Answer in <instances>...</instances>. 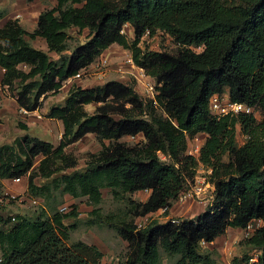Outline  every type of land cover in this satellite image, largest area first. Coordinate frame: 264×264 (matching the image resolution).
<instances>
[{"label":"trees","instance_id":"1","mask_svg":"<svg viewBox=\"0 0 264 264\" xmlns=\"http://www.w3.org/2000/svg\"><path fill=\"white\" fill-rule=\"evenodd\" d=\"M124 23L134 29L132 39L122 31ZM71 27L87 28L90 38L69 54L64 51ZM158 30L171 35L177 47L160 50L139 44L146 32L154 35ZM28 36L44 38L47 49L35 46ZM112 43L130 49L135 63L156 79L155 99L144 100L133 84L115 79L73 85L64 103L47 111L62 121L58 145L30 133L0 145V190L5 178L30 172L28 192L53 210L49 214L43 206L34 215L0 211V264H159V246L178 255L174 264L214 263L210 252L201 251L202 240H213L228 226L245 227L254 218H264V0H58L40 12L33 30L18 18L0 24L1 82L11 87L19 83L18 104L32 109L41 92L60 89ZM49 51L59 56L53 58ZM226 90L230 99L257 108L261 117L251 112L216 118L209 98ZM111 94L112 103L98 105L94 113L85 108ZM118 112L123 117L113 116ZM238 124L246 136L241 144ZM185 130L190 137L206 133L198 158L185 153ZM88 132L96 134L101 148L89 155L84 167L64 171L77 161L65 147ZM138 132L144 141L118 139ZM38 155L42 157L35 164ZM198 159L213 169L219 208L212 211L210 206L195 219L154 221L138 228L136 216L173 203L187 178H193ZM36 175L48 181L38 184ZM105 187L114 196L144 189L150 194L144 201L128 196L123 213H103L99 203ZM56 191L86 196L92 205L87 222L116 229L128 242L126 257L103 261L98 245L82 239L66 245L68 227L76 224H66V213L56 209ZM240 242L259 250L251 264H264V225ZM248 257L245 251L234 263L249 264Z\"/></svg>","mask_w":264,"mask_h":264},{"label":"rangeland","instance_id":"2","mask_svg":"<svg viewBox=\"0 0 264 264\" xmlns=\"http://www.w3.org/2000/svg\"><path fill=\"white\" fill-rule=\"evenodd\" d=\"M58 0H0V24H2L8 18H18L19 21L28 29L33 30L37 26L38 16L44 9L51 8L57 4ZM123 32H125L129 39L134 37V29L129 23H124ZM70 36L68 38L69 48L65 53H71L75 46L85 42L90 38V33L87 28L79 30L76 27L69 29ZM28 39L35 45L41 48L47 49L46 42L41 36L34 38L28 36ZM143 48L148 49H160V50H173L177 47V44L173 40V37L163 30H158L154 35L144 34L139 42ZM197 51L202 49V46H193ZM49 54L53 58L59 56L55 51H49ZM103 56L108 59L107 66L102 68V72L97 70L99 67L91 65L90 71H86L85 67L79 69L81 75L73 77L70 80H64L63 85L56 91L49 90L47 92H41L35 98V107L28 109L18 104V98L20 96L21 86L19 83H15L12 87L9 85H3L0 78V145L4 142H12L17 136H22L25 133L36 135L42 139L52 142L55 146L59 144L62 135L63 125L62 121L58 118L47 116V111L53 104L64 103V99L68 94V91L73 85H80L82 87H89L98 84L106 83L110 80H119L127 84H133L140 97L144 100L151 99V96L147 95L142 87V83L139 81V69L128 60L131 55V50L123 47L118 43H112L103 52ZM101 56L96 57L94 64L99 60ZM26 68L25 65H21ZM89 67H87V70ZM223 93L228 94V91ZM32 92L31 95H33ZM113 95H108L102 101L90 102L85 104V108L89 113H94L97 106L105 103H112ZM126 106H130L129 103ZM254 114L260 118V111L253 107ZM115 118L123 117L122 113H113ZM146 116V115H144ZM26 126L24 127L23 124ZM206 133L200 132L199 138L205 139ZM246 136L241 133L239 124L237 125V142L243 143ZM121 141L134 144L140 141H144V135L142 132L135 134H124L118 138ZM109 143V139L104 140ZM194 140L190 141L191 146H195ZM101 148V142L97 138L94 132H88L82 137L76 139L65 147V151L68 155H72L76 158V164L69 166L64 171H72L76 168H82L86 165V160L92 152H96ZM162 155V154H161ZM42 155H38L36 163L39 162ZM164 159L171 161L170 157L164 156ZM227 156L224 155V159L227 160ZM36 169V168H35ZM30 172L21 175L20 182H12L11 179L5 178L4 190L15 192L18 194L16 199H10L0 204V211L4 214L22 213L26 215H34L44 206L48 213H52L53 210L49 208L45 200L36 195H32L28 192V175ZM191 178L190 180H192ZM34 180L38 184L45 183L48 179L42 175H36ZM103 198L99 203L101 211L106 212H118L123 213L127 211L128 199L130 196L134 200L144 201L150 194L149 189L137 190L132 193H125L120 196H114L110 188L105 187L102 190ZM57 198L55 203L56 209L66 213L67 217L64 219L66 224L75 223L74 227H68L69 237L65 240V244L69 245L72 242L82 239L89 243H95L103 251V261H117L124 259L128 253V242L125 240L116 229L108 225H101L99 223L90 224L87 219L91 217L90 210L92 208L91 203L87 200L86 196L73 197L69 193L59 195L56 191ZM31 196H36L38 202L35 204L31 201ZM66 206L61 210L62 206ZM208 209V206L203 203H197L194 200L176 201L170 205L166 212L161 213L156 209L145 213L144 215H138L135 217L137 221H141L142 224L148 225L149 223L164 222L165 213H169L180 221L184 218H197V216ZM196 222H200L196 220ZM253 225L250 228L246 227H231L228 226L225 231L213 240L201 241V251H208L211 253L215 262H208L206 264H238L234 263L235 258L241 256L245 251L251 253L254 249L250 246L241 243V239L246 236V232H252L256 226L262 225L264 220L256 219L252 220ZM143 227V226H142ZM160 261L159 264H174L178 255L168 254L161 246H159Z\"/></svg>","mask_w":264,"mask_h":264},{"label":"built area","instance_id":"3","mask_svg":"<svg viewBox=\"0 0 264 264\" xmlns=\"http://www.w3.org/2000/svg\"><path fill=\"white\" fill-rule=\"evenodd\" d=\"M123 31V28H122ZM147 34V32L145 33ZM149 35V34H148ZM101 56L99 58V60L94 64L95 60L92 61L90 64H88L87 66H84L86 71H90V67L91 65H95L97 67H99L97 70H99L100 72H102V68L107 66L108 64V59L106 56H103L102 53L99 55ZM98 56V57H99ZM129 61H131L140 71L139 73V81L142 83V87L144 89V91L147 93V95L151 96V99H155V95L158 92L157 90V81L156 79L151 76L149 73L146 72L145 68L142 65H139L137 63H135V61L133 60V57H129L128 58ZM87 67H89V69L87 70ZM81 75V72L78 71L77 73H75L73 76L68 77L65 80H70L73 77H78ZM64 82V81H63ZM4 85H8V84H4ZM0 89H1V85H0ZM154 102L156 103V100H154ZM209 108H210V112L216 117V118H220L221 116L224 115H238L239 113H251L253 112V106L245 103V102H241V101H236V100H232L229 98V95L226 93H215L212 94L209 98ZM185 133L187 135V147L185 150L186 154H190L195 156L196 158L199 157L200 154V149L201 146L204 142L205 139H200L199 138V133H196L193 136H188L187 131L185 130ZM196 141L195 142V146H191L189 144L190 141ZM160 155L162 158L163 155L166 156L165 154H163L161 151H159ZM213 169L211 166L204 164L201 160L198 159V163L195 167V174L193 176V179L190 180L191 178H187L186 184L185 186L179 191L178 196L176 198V201H187V200H194L197 203H203L205 205H207L208 207H212V211H215L217 208L216 207V192H215V182L213 180ZM12 182H20L21 181V176H13L11 178ZM4 185L1 187L0 190V204L3 202H6L10 199H16L18 197V194L15 192H11L8 190H4ZM31 201L33 203H37V197L36 196H31ZM170 206H162L159 207L158 210H160L161 213L166 212L169 209ZM66 206H62L60 209L63 210L65 209ZM12 220L15 219V215H12ZM256 219H261L264 220L263 217H259V218H254L252 220H256ZM172 221V222H178L177 218L173 215H170L168 212L165 213V221ZM252 220H250L247 225L245 226L247 229L250 228L253 223ZM137 223V227L138 228H142V226L144 227V225L142 224L141 221H136ZM264 225V223L262 224ZM262 225L256 226L260 227ZM254 228V229H255ZM253 229V231H254ZM252 231V232H253ZM252 232H246V236H249ZM204 241V240H203ZM259 257V250L254 248L251 253H249V257H248V263L251 264L253 262H255L256 260H258ZM238 264H247L246 261H241Z\"/></svg>","mask_w":264,"mask_h":264},{"label":"crops","instance_id":"4","mask_svg":"<svg viewBox=\"0 0 264 264\" xmlns=\"http://www.w3.org/2000/svg\"><path fill=\"white\" fill-rule=\"evenodd\" d=\"M43 49H45V48H43ZM2 73H3V68L0 66V78L2 76ZM3 182H5V180H3Z\"/></svg>","mask_w":264,"mask_h":264}]
</instances>
